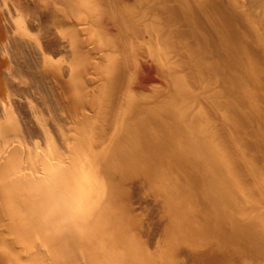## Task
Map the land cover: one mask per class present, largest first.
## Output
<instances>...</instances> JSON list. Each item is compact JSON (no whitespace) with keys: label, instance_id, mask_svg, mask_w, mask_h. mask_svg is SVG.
<instances>
[{"label":"bare ground","instance_id":"1","mask_svg":"<svg viewBox=\"0 0 264 264\" xmlns=\"http://www.w3.org/2000/svg\"><path fill=\"white\" fill-rule=\"evenodd\" d=\"M1 1L0 264H264V0Z\"/></svg>","mask_w":264,"mask_h":264},{"label":"rangeland","instance_id":"2","mask_svg":"<svg viewBox=\"0 0 264 264\" xmlns=\"http://www.w3.org/2000/svg\"><path fill=\"white\" fill-rule=\"evenodd\" d=\"M11 15H12V13H11V8H10L9 4H4L0 0V26L3 25V27L7 26V27L12 28L13 21L11 19ZM34 52H35V49L32 48V46H30V47L24 48V50H22V54H20V55L17 54L15 51H12V50L10 51V54L15 61H17V62L21 61L22 62L24 54L25 55L28 54L29 58L31 59L32 56L34 55ZM35 54H36V52H35ZM6 57L8 58V55ZM152 78H153L152 73H150L149 71L148 72L145 71V73L140 75L141 83H147L148 81H152ZM12 79L14 80V84H17V81L20 80L18 78H12ZM23 79H25V78H23ZM20 89L22 90V96H23V98L21 100H22V103L25 105V107L23 108V117L28 122L29 125H32L31 122L35 121V120L33 119L31 112H29L27 109L26 101L28 100L32 104H36L35 100H36L37 94L34 95L33 90H30L29 87L27 88L24 85H21Z\"/></svg>","mask_w":264,"mask_h":264}]
</instances>
